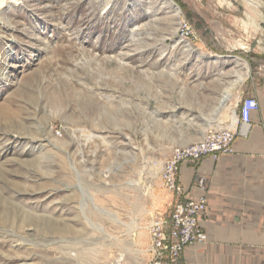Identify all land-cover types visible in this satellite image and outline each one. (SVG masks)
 Here are the masks:
<instances>
[{"label":"rangeland","instance_id":"374dc122","mask_svg":"<svg viewBox=\"0 0 264 264\" xmlns=\"http://www.w3.org/2000/svg\"><path fill=\"white\" fill-rule=\"evenodd\" d=\"M262 82L264 0L3 5L0 264H146L164 164Z\"/></svg>","mask_w":264,"mask_h":264},{"label":"crops","instance_id":"0c3cea01","mask_svg":"<svg viewBox=\"0 0 264 264\" xmlns=\"http://www.w3.org/2000/svg\"><path fill=\"white\" fill-rule=\"evenodd\" d=\"M242 96L254 98L258 110L246 135L233 141L232 152L179 167L182 193L173 204L199 195L198 177L208 186L200 221L206 242L185 248L179 264H264V82L248 84Z\"/></svg>","mask_w":264,"mask_h":264},{"label":"built area","instance_id":"2783aa9c","mask_svg":"<svg viewBox=\"0 0 264 264\" xmlns=\"http://www.w3.org/2000/svg\"><path fill=\"white\" fill-rule=\"evenodd\" d=\"M183 40L193 38L191 28L182 23L179 29ZM236 125L234 128L223 127L210 129L198 144L177 150L164 164L162 172L163 188L177 196L182 188L177 183L179 167L183 163H197L204 157L213 160L232 152L236 137L245 136L250 126L251 114L258 110V103L252 97L241 96ZM197 197L173 204L170 214L162 216L151 224L148 232V261L146 264H179L180 255L185 248L203 245L206 235L200 225L207 211V180L198 177L195 182Z\"/></svg>","mask_w":264,"mask_h":264},{"label":"bare ground","instance_id":"6f19581e","mask_svg":"<svg viewBox=\"0 0 264 264\" xmlns=\"http://www.w3.org/2000/svg\"><path fill=\"white\" fill-rule=\"evenodd\" d=\"M20 1V0H19ZM17 2V0H0V8L8 3H14ZM176 13H178V10H176ZM245 79V78H244ZM243 79V81H244ZM240 80V79H239ZM242 81V80H240ZM240 85V84H239ZM231 86V85H230ZM237 86V85H236ZM230 92V91H229ZM229 92H225L224 94L221 95V100H220V104L221 107L224 109L223 114L220 117H225L227 118V122L224 123L225 126L223 127H229V128H234L236 125V120H237V114H236V109L235 108H229L226 107V102L229 100ZM222 93V92H221ZM240 100V99H239ZM220 107V108H221ZM213 110V109H212ZM218 113V112H216ZM209 117V116H208ZM220 120V119H219ZM226 120V119H225ZM222 127V126H221Z\"/></svg>","mask_w":264,"mask_h":264}]
</instances>
